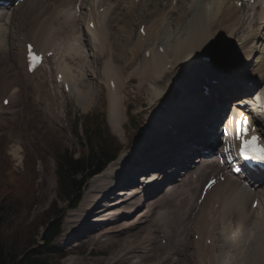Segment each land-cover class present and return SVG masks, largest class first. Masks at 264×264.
I'll return each instance as SVG.
<instances>
[{"label": "bare ground", "instance_id": "6f19581e", "mask_svg": "<svg viewBox=\"0 0 264 264\" xmlns=\"http://www.w3.org/2000/svg\"><path fill=\"white\" fill-rule=\"evenodd\" d=\"M163 1H166V0H148L147 2H141L139 6L135 4L131 8L124 7V5L120 7L119 2H117L116 5L113 4L112 6L107 7V11L109 13L108 15L106 13L103 14L102 19L100 18L99 14H96L95 29L94 30L90 28L87 29L88 31H90L91 35H94V34L98 35V38L94 41V43L97 44V50L96 49L93 50L96 60L98 59V56H101L105 53L106 55H109L110 53V56L112 57L113 60L117 58V56L119 55V54L118 55L116 54L117 56H115V53L117 51V46L125 44L127 39L129 40L128 35L131 34L130 27L125 28L126 24H121V20L124 19L126 21L125 18L128 19L130 17L131 22L129 21L128 24L132 25L135 23L136 20H139L140 18H142V15L133 14L135 7L139 9H143L142 7L145 6L150 9V7L152 6V7H156L155 8L156 13L160 11H167L171 17L176 15V18H175L176 23L172 21L173 18L169 22H163V19L160 22V18L158 17L153 18L151 24H149L147 28L145 27V37L143 38L142 35L139 34L137 35L136 40H134L136 42L132 48H131L132 45L129 44L131 45L130 46L131 56H129L127 61H129V59L132 56H135L136 54L140 53V51H142L143 48H145L143 51L145 52L147 48L150 47L149 48L150 58L146 59V57L143 56V52H142V56H141L142 59L139 60V62L136 64L135 69L138 71V67H139L140 69L139 73L146 71L149 75L148 79L149 78L154 79V77L153 78L151 77V74H156L158 77H161L160 81L162 78L166 77V74L164 71L165 62L171 61L173 63L172 67L173 65H175V69H176L178 62L187 61L193 58L194 56L197 55L198 52L204 50V48H207V47L209 49L217 48L219 44H221V42L218 43V41L215 39V35L217 33L219 34L228 33L229 36H232L233 34H236L237 32H239V30L242 29L243 26L245 25L244 22L241 20V17L239 16L241 12L245 11V5H243L242 8L237 7V3L240 0H198L197 3L195 0L194 1L187 0V4H189L188 6L187 4L184 5L183 1H181L179 3L180 6L178 7V10L180 13L175 12V11H172L171 13L172 0L170 1L169 4L166 5L167 8L163 10ZM192 1L194 3H191ZM59 2L60 1L58 0L56 1V3H59ZM71 2L72 1H67V4ZM48 3H49V0H30L26 4L27 5L26 8H25V5L18 9L16 7L15 8L16 11L11 15V18L13 20V18L16 17V13H18L20 15V18L19 19L15 18V23H17L18 21L19 25H22L23 24L22 20L25 18V16L30 15L31 13L35 14L36 19H38L37 20L38 23L36 24L37 26L34 27L35 45L38 48H42V49H45L46 48L45 46L51 45L55 51L53 60L59 61V57H61L62 61L67 67V68H64V71H65V75L68 81L70 80V87L74 95L77 89L78 91L76 93H80L81 90L79 89L78 85L81 82L79 81V79H77V83L76 84L74 83V79L76 78L74 77L73 72L79 73V70H78L79 63H82L81 59L84 60V57H83L84 55H82V53L87 52L85 50V46H86L85 43L90 42V39L84 38L81 32L76 29V24L73 22L74 20L71 14L63 11L59 5L50 7ZM106 3H107V0H104V3L101 4L100 6H103ZM89 4H92L91 6L93 10L96 9L95 2H92ZM35 8L36 10L34 13L33 9ZM149 9H147V11H149ZM24 11H26L27 13L25 14ZM263 11H264V8H263ZM147 14L149 15V13ZM113 15L116 18H114ZM162 15H165V14H162ZM262 16H260V19ZM11 18L9 17L8 19V22L10 24L12 23ZM21 21L22 23L20 24ZM114 24L115 26L119 25L120 29L125 28V30L123 31V34H121L123 35V37L115 38L116 36H114V32H113ZM161 24H163V27L168 26V31L170 30L169 32H171V34L176 32L174 28L176 27L177 32L175 33V38L172 41H168V42L165 41L164 44H160L159 32L161 30V27H160ZM140 25L141 23L139 24V27ZM71 30L75 32H71ZM15 33L16 35L18 34V32H15ZM58 33L63 35V39H59L61 38V36L58 39L56 37V40L58 41L56 44L54 43L53 39L55 38L54 37L55 34L56 36H58ZM3 34H4L3 37L5 38L1 40L2 42L0 41V79H2V81L4 80V82H3V86H0V91L3 93H8V94L10 93L11 100L13 101V103L11 101L9 104V107L11 108L14 107L16 111H18V108L20 109L23 108L22 107L23 102L26 103L27 101H30L31 97L35 95V90L37 86H40L41 82H39L37 78H31L32 76L26 73L27 71L23 70V73L20 72L22 73L21 77L24 78V82H27V79H28L29 83L27 82L26 84H24V90L26 91V94L23 97V101L21 100L19 104L15 103V102H19L18 100L16 101V96L18 95L17 90H19V88L11 91V87L13 86L8 88V82L5 81V79L8 80V78L10 77L9 72L13 70V61L16 58L15 55H17L16 52L12 48V44L14 43L16 36L15 38H11L9 31H5L3 32ZM64 35L69 36L70 39L69 38L67 39L69 40V42L72 41L70 42L69 45L67 44L68 46H72V47H69L71 50V54H68L69 51L67 49L68 47L67 45L64 47L63 50L58 46L59 41L65 42L66 44ZM153 35L155 36L154 43L149 42V39ZM253 35L254 36H250L252 39L249 42H247V44L244 47H248L250 44H254L255 47H257V43L255 42L254 38L258 37L260 39V43L258 44L259 50L257 49L256 52L253 54V50H254L253 48L249 52L248 56H253L255 60L249 61V59H246V64H244L241 71L247 70L248 65H249L250 71H248L249 75L247 74V76L251 77L252 79L255 78V76L264 78V25L258 27L257 32L254 33ZM76 37L78 41L75 40ZM169 39L170 38H167V39L165 38L164 40H169ZM12 40L13 42H11ZM84 40H87V41H84ZM134 41H132V44L134 43ZM76 42H78L77 47L75 46ZM145 43L146 44L149 43V45H145ZM125 46H124V49L126 48ZM158 46L163 47L164 51L159 52ZM74 48L78 49V51L76 52V49ZM120 51L122 52V50H119V53ZM216 55H217V51H215V56ZM69 58L71 59L77 58L76 60H79L78 65L76 66L75 64L73 65V63H71L72 61L70 62L71 59L68 60ZM99 60L101 61L102 58H100ZM132 62H135V61H132ZM89 65L91 64L89 63ZM110 65H111V62H110ZM56 66H58V64H56ZM25 70H26V65H25ZM89 71H90V68H89ZM99 71L100 73H102L101 78H103L104 76L105 79H106V75L108 72L112 74L111 75L112 77L117 75V72L112 67L108 68L107 65L104 66L103 68H100ZM180 72H182V75L186 76V78L189 75L187 68H184V69L180 68L179 71L176 72L178 73L177 77L179 76ZM129 74L131 75L132 72H130ZM135 74L136 73H134V76ZM200 74L201 72L198 73V76H200ZM245 75L246 74H243L244 78L241 79V74H238L236 83L234 85L232 84L231 85L235 87L236 85L244 84L246 81ZM98 77H99V73L97 74L95 73V79H97ZM235 78H236V74L233 75V79ZM176 79H178V82L183 85L190 84L189 88L191 89L185 92V95L188 94V96H193V94L189 91H193L192 89L193 86L195 87L200 81L199 79L195 80L197 78H193L192 83L194 82L195 83L191 85V83H188L187 80L183 77L176 78ZM140 80L144 81L142 78H140ZM162 81L164 83V80ZM233 81L234 80L227 81L223 84H220L219 86H216L214 89L219 92V95L224 94V91H225V95H228L227 93L229 91L226 89L229 87V83H232ZM168 84L165 86V88L168 87ZM18 86L20 85L18 84ZM152 86L154 87V85L150 84L147 87L149 90L150 89L152 90ZM172 86H174V82H171L169 85V87H172ZM1 87H3V89ZM42 87L43 89L47 90L46 81L44 82V85ZM185 88L186 87H182L181 90L184 89L185 91L187 89ZM153 91L156 94L158 92L160 93V91H157L155 89H153ZM176 91H177V88L175 89L174 87V90L171 93L176 92ZM168 93H170L169 90H168ZM77 95L78 94H76V99H78ZM210 95H213V92H211ZM154 98H158V96L157 97L155 96ZM186 98L188 99V97ZM215 99H216V96H214V100ZM235 99H237V96L234 98V100ZM193 100L190 99V101H193ZM206 101L211 102L212 100L207 99L203 101V103L201 104H204ZM54 104L55 103L53 104L49 103L47 106H51ZM110 104H111L110 105L111 107L109 108L110 110L108 112L109 122L113 126L112 131L114 132V130H116V126L119 125V123L122 120L121 119V99L119 100L118 98H116L114 101L110 102ZM169 105L180 107L179 102L171 101ZM45 106L46 105L44 104V107ZM212 106L214 107L216 105H212ZM169 107L167 110H169ZM200 110L201 108L184 111L187 113L188 117H183L184 113L182 114L181 120L176 126L177 132H182L183 134L187 135L189 139H193L195 141L197 140L198 135L200 134L205 135V132H204L205 128L207 132H212L211 131L212 127L208 126V124L204 120V116L200 113ZM14 111L12 113V119H16L17 114H15ZM212 111H215V110H212ZM4 118L6 120L7 119L9 120L7 116L0 114V120L2 119V121H4L3 120ZM162 121L163 120L160 117H157L155 119L154 125L151 126L154 132L152 135L149 136L148 139H146V141H144L145 139L142 140V145L140 147L141 151H143V149L149 148V145L153 143L154 145L158 144L157 141L153 142L155 141V139L152 140L151 138L153 137V135L159 132V128H161ZM174 125L175 124H173V126ZM163 129L165 131L170 130L166 127H163ZM176 134H177L176 132L172 134L174 138L171 141L170 145L168 146L169 148H167L169 152L170 151L175 152V151L180 150V147L178 146V143H179L177 139L178 137L176 136ZM204 138L205 137H203V139ZM21 140L22 139H19V141ZM200 141L203 144L205 142L202 139ZM171 144L173 146H171ZM206 144H209V142H206ZM186 146L190 148L195 147L192 144H188ZM161 149H158L155 152L163 154V152L167 151V150L163 151L164 149L163 150ZM197 150L199 151L198 147H197ZM145 151L148 152L149 149ZM155 152L149 153L150 155H149V158L147 159L148 165L152 166L154 164H157L159 160H160L159 162L163 163V165L166 162H168L166 161V158H159L160 154L157 155L155 154ZM169 154H170L169 157H173L172 153H169ZM123 157H126V156L123 155ZM155 158H159V159L156 160ZM126 162L129 163L128 160ZM199 163H202V164L194 166L193 167L194 169L192 168L186 171L185 178H182V177L179 178L178 182L180 183H174L167 189L165 186L166 183L164 182L168 181L171 178H174V176L176 175V172H174L173 168L166 167L169 170L168 171L164 170L161 173H158L160 171H156L154 172L155 176L153 177L151 176V178H148L150 175L149 174L146 176L147 177L146 181L147 180L152 181L149 185H147L144 188L142 187L139 189H135L133 191H130L129 193L126 192L124 189H121L122 191L119 194L120 198L119 200H115L114 204L106 203L107 202L106 199H108L110 195L109 192H111L114 187L119 186V185H116L114 181H112L113 180L112 176H113V173H115L114 175H116V172L117 173L120 172V169L123 174L124 173L123 170L125 168H123L122 170V168H120L118 164L117 167L113 168L115 169L116 172L104 171V173H102L101 175L93 179L91 183L92 184L91 189L84 193L83 199L80 201L79 207L74 212L68 214V216L66 217L67 221L63 225L64 231H63V234H61L62 235L61 242L63 246L66 248V251L73 252L76 249V247H78L79 245H82V242L84 241L86 243L87 242L92 243L91 244L93 247L91 249L92 251L95 249V247L102 248L105 246L112 247L113 245H117V247L113 249L114 251L112 250V252H110L111 257H108L105 261L98 260L96 263L93 261L95 264H171L174 260V257L176 256L178 258V260L176 261L177 264H185L187 262L189 263V261L186 262V259H185V257L187 258V256L192 259L197 260L198 262L197 264H231V262L226 259L227 256L220 258L219 257L220 254L219 255L215 254L214 252H212L209 248L205 246L195 245L193 247L194 249L192 248L193 251L192 250L190 251L188 249V246H189L188 242H191V241H188V238H187L188 230H189L188 224L191 218L192 220L195 219V216H193V212L197 209V207H201V209L204 207H208L207 204L205 206L198 205V197H200L201 195V192H202L201 190L203 186V184H200V183L202 181L207 180L208 175L212 173H216V172L218 173L219 171L222 172L223 170H225L224 167H221L219 165H213V163H209L205 159L199 160L198 164ZM142 164L145 168L144 163ZM128 171H130L129 167H128ZM132 180H134V178L132 179L129 178L127 179V182H130ZM220 189L222 190V192L221 194L220 192H218L220 196V203L219 205H217L218 210H219L218 213L217 214L213 213L212 212L213 208L212 209L206 208V213L204 212V209H202L204 212L203 216L201 213H200L201 215H196V218L202 217L203 220L204 218H206L207 222H205V224L210 223L209 225L210 226L212 225V226L210 227L208 225L210 228H207L206 232L204 230L206 229L204 226L205 224L201 225V227L197 225H194V226L196 228L200 227L202 231L208 234L210 237H212V240L214 241L215 237H217V235H215L216 229L221 228V225H224L223 221H225L226 218L229 217L230 212H233L234 214L237 213L239 215L238 219H239V222H240L239 224L241 227H243L242 226L243 224L247 225L246 227H243L242 230H246L250 225H253L254 227L253 229H257V233L263 232V235H264V225H262L263 229H261V227H257L259 225L254 226V224L258 222V221H254L255 217L249 215V212H243L245 211L243 210V208H245V206L248 204L249 201L252 202L253 198L255 197V194L242 188L241 184L237 182L235 179H233L232 177H229L228 182L225 185L222 184ZM116 192L114 194H116ZM106 193L109 195H107ZM262 193L264 194V186H263ZM129 194H131L130 198H124V196L129 195ZM103 201L105 203H102ZM101 204H103V206ZM262 208H263V203L261 202L259 204L258 211L261 210ZM165 214L168 216L166 217ZM234 218H237V217H234ZM252 221H254V223ZM258 224H262V223L258 222ZM103 226H106L107 227L106 229H110V232L101 234L100 231L103 232V230H101ZM208 229H211L209 230L211 231L210 233L208 232ZM253 229L248 228V234L251 231H253ZM157 230H160V232L164 233L165 236H167V240L169 243H167L168 248L160 247L161 250L165 251V252H162L163 256L160 254V256H162V259L159 260L158 262H155V261L152 262L150 260L153 259L152 256L156 254L154 253V247L158 246L157 239L155 240L153 239L154 238L153 235L156 234ZM213 234H214V238H213ZM218 234L220 235L221 239H224L225 242L228 241L227 240V238H229L228 233L225 234L224 231H221ZM263 235H261L262 236V240L260 239L261 241L264 240ZM75 237L78 239H83L81 240L82 242L78 240L75 241ZM230 242L231 240H229L228 244H230ZM217 243L218 242L216 239L215 246L217 245ZM232 243L233 242H231V244ZM261 248H259V250H261ZM201 252L203 253L201 254ZM158 258L159 256L157 257V259ZM71 259L73 258L66 257V261L63 263L64 264H89L86 262L85 258H81V260H77V261L75 260L74 262L71 261ZM155 260H156V257H155Z\"/></svg>", "mask_w": 264, "mask_h": 264}, {"label": "rangeland", "instance_id": "374dc122", "mask_svg": "<svg viewBox=\"0 0 264 264\" xmlns=\"http://www.w3.org/2000/svg\"><path fill=\"white\" fill-rule=\"evenodd\" d=\"M193 1L191 3H194ZM195 1L196 3L198 2V0H195ZM188 5L189 4H187V6ZM49 6L52 7L51 5ZM25 7H27V5H25ZM24 13L26 14L27 12L24 11ZM31 14L25 16V18L22 20L23 24L33 22V24L35 23L36 25L38 23L37 21L38 19H36L35 14H32V16ZM125 19L126 21L124 19H122L124 21L121 20V24H126L125 28L130 27L131 34L128 35L129 38L136 37V35L138 34L137 32L138 24L134 23L132 24L133 25L132 26L131 24H128L129 21L131 22V18L129 17L128 19L127 18ZM146 19L148 21H151V18L147 17ZM22 21L20 22V24L22 23ZM169 21H171V19L167 18L166 22H169ZM173 21H175V18H173ZM5 23L0 22V33L2 31H6V29L8 28L10 24V23L8 24V22L6 24ZM23 24L19 25L18 21L17 23H15V20L14 21L12 20V23L10 25H12L13 27L14 26L18 27L19 28L18 31L22 28L20 32L23 34V31H25L27 28L32 26L31 24H28L23 29L22 27ZM125 28L120 29L119 25L115 26L114 24L113 32H114V36H116L115 38L123 37V35L121 34H123V31L125 30ZM174 28L177 32L176 27ZM8 31H9L11 38H15L16 36L15 41L12 44V48L16 52L17 55H15L16 58L13 61V70L9 72L10 77L8 78V80L5 79V81L8 82V88L13 86L11 87V91L19 88V90H17L18 95L16 96V101L18 100L19 102H15L19 104L21 100L23 101V97L26 94V91L24 90V84L28 82L27 78H26L27 82H24V78L21 77V74L23 73L22 67L24 63V50L22 47L18 48L19 47L17 45L18 40H16L20 38L21 33L18 34L17 36L15 32H18V31H12L10 29H8ZM169 31H168V26L167 28L165 27L162 32L160 30L159 34L161 36H164L163 37L164 39L170 38L169 40H164V41L159 40L160 44L165 43V41L167 42L172 41L175 38L176 32L171 34V32ZM71 32H75V31L71 30ZM56 34L54 35L55 38L53 37L54 38L53 40H54V43L57 44L58 41L56 40V37L58 39L61 36V38L59 39H63V35L58 33V36H56ZM160 35H159V38H160ZM3 36L4 34L1 33L0 41L5 38ZM64 37H65L64 39L66 40V44L65 42H62V41H59L58 43V46L62 50L67 44L69 45L70 42H72V41L69 42V40H67L69 38L68 35L67 36L64 35ZM13 40L11 42H13ZM75 40L78 41L77 37ZM129 40L127 39L125 44L117 46V51L115 53V56H117L118 54L119 55L117 56V58H115V62L117 66L121 68L122 72H124L130 79H133L134 73H136V69H135L136 64L139 62L142 56V52L144 51L145 48H143L142 51H140V53L136 54L135 56H132L133 58L131 57L129 59V61L131 62H129L127 60L129 56H131L130 50L136 42L132 40L134 41V43L132 44L129 42ZM153 40H154V37L150 41L152 42ZM154 42L155 41H153V43ZM77 44L78 42L75 43L76 47H77ZM129 44H131L132 46ZM124 46L126 47L125 49H124ZM69 47H72V46L67 47L69 51L68 54H71V50ZM90 47H91L90 45L88 46L86 45L85 48L89 49ZM119 50H122V52L120 51L119 53ZM77 51L78 49H76V52ZM91 51L92 50L87 51V54H90V56H87L85 53L84 54L82 53V55H84L83 56L84 60L81 59L82 63H79V60H76L77 58L68 59V60L71 59L70 62L72 61L71 63H73V65L75 64V66L78 65L79 63V67H78L79 73L73 72V75L76 78L74 79L75 84L77 83V79H79V81L81 82L78 85L79 89L81 90L80 93H76L78 91L77 89L74 95L73 93L71 95L66 94L62 88H58L55 85L53 76L48 71L50 69L48 67H45V69H48V70H46L43 73L45 77L43 80L46 81L47 90L43 89L42 86L44 85V83L41 82L40 86H37L35 90V95L33 96V98L30 101H27L26 103L23 102L22 109L18 108V111L23 110V112L18 113V111H16L15 109L16 112L14 111V113L15 114L18 113L17 114L18 119H16V122H13L8 119L6 120L5 118L3 119L4 121H2V119L0 120V130H2L0 131V135L3 136L0 138V191L4 193L2 197L0 198V202L2 203L3 209L5 211L3 224L0 227L1 228L0 236L2 240L4 241V243L6 244V246L14 250L16 254L18 255V258L21 260L27 258L26 255H29L28 252L33 250L34 247L40 246L42 242V238H41L42 232L44 230L45 224L49 222L50 220L51 211H53L52 210L53 207L56 206V208H58L59 207L58 204H60L61 207H64L66 204L63 200L59 199V197L61 196L58 192V183H57V174H56V168H57L56 167V156L61 151H66V150H68L71 153H78V152L83 151V148L80 142L81 136H76L77 135L76 133L77 122L81 123L83 121L84 122L88 121V116L94 114L95 115L94 118L101 117L102 120L104 119L107 120V124L109 126L111 124V123L109 124V121H108L109 119L108 107L104 103L105 102V99H104L105 87L103 84L99 83L100 75L97 79H95V73L96 74L100 73L99 70L101 68L100 67L101 62H99V57L104 58L106 53L101 56H98V59L96 60L95 55H92L94 54L93 51L92 52ZM123 52L125 53L127 52V53L125 54ZM132 61H135V62H132ZM89 63L92 66L89 65ZM86 68L88 70H86ZM89 68H90V71H92V73L88 72ZM139 70L140 69L138 67V71H137L138 73H139ZM130 72H132L131 75L129 74ZM137 76L138 75L136 73V77L133 82V85H131L125 91V95H124V98L126 100L125 105H128V106H123V108L121 107L122 108L121 110L122 120L119 123V125L116 126V130H114L115 133L112 131L113 126L111 125L112 128L110 126L111 133L117 140V143L120 145V152L117 157V163L121 155L126 154L124 152L125 147L129 149H137L139 148L140 138L143 137V139H145L151 135L150 134V129H151L150 123H151V118L154 116L155 111L162 110V109L166 110L168 106L167 104L171 100L170 96L175 94V93H171V94L168 93L167 95L162 96V93H163L162 91L156 94L153 90L151 89L149 90L147 86H144V87L141 86L142 84H139V81L136 79ZM139 76H141V73H139ZM165 79L166 77L163 78V80ZM103 80H106L104 76H103ZM148 80H150V78ZM39 81H42L41 77L39 78ZM3 82L4 80L2 81V79H0V86H3ZM168 82H169V79H168ZM171 82H174V81L172 80ZM171 82H169L167 88H165L167 83L165 84L164 86L165 92L166 91L168 92V88ZM17 83L20 86H18ZM140 83H143V81L140 80ZM180 84L181 83L179 84L176 83L175 85L179 86ZM189 86L190 84L183 85V87L187 88V89L185 88L186 89L185 91L183 89L184 93L187 90L191 89L189 88ZM1 88L3 89V87ZM153 89L156 90L157 88L153 87ZM157 91H159V89H157ZM177 93L180 94L179 92ZM76 94H78L77 98L79 100L76 99ZM79 94H81L82 97ZM155 96L156 97L158 96L157 98L158 100L154 98ZM35 103H38V106H40L43 109L42 112H34ZM49 103H52V104L55 103V104L51 106H47ZM44 104L46 105L45 107H44ZM110 105L111 104L109 102V108L111 107ZM7 110L13 112L12 109L8 108ZM19 139H22V140L19 141ZM25 146L27 147L28 150H26ZM33 148L40 155L38 159H37L38 154L36 155V152ZM11 153L14 154V156L11 155ZM15 155H17V157L19 158L16 159ZM14 159L16 160L13 161ZM22 161L24 162V164L22 163ZM116 164L114 162L112 166ZM6 167H11L10 171L8 170L9 171L8 173H6L7 172V169H5ZM8 180L10 181V183L7 186H5ZM91 182H92L91 180L88 181V184L85 190L90 188V186L92 185ZM167 188L168 187H166V189ZM56 200H58V204L56 203ZM249 202L245 206V208H243V210H245L243 212H249L248 210L249 204H250ZM78 206L79 204L77 205V207ZM75 209L68 210L66 215L68 216V214L71 212H74ZM232 213L233 212H230L229 217L226 218L225 221H223L224 225H221V228H217L215 231V235H217V237H215V241L217 239V242H218L216 249L219 250L218 254L222 255V256L219 255V257L223 258L227 256L226 259L229 260L231 264H264V242H263L264 240L261 241L262 240L261 235H263V232L257 233V229H253L254 228L253 225H250L248 228L253 229V231H251L253 235L249 236L248 228L246 230H242V228L246 227L247 225L243 224L242 225L243 227H241L239 224L240 223L239 219H238L239 215L237 213L235 214L234 213L232 214ZM167 216L168 215H166V217ZM65 217L63 220V224L64 222H66ZM234 217H237V218H234ZM262 219L258 220V218L256 219L255 217L254 221H258L259 223H262V224H258L257 222L254 224V226L259 225L257 227H261V229H263L262 225L264 224H263ZM191 220L189 221V224H188L189 230H188L187 238H188V241H191V242H188L189 243L188 249L190 251L191 250L193 251L192 248L194 247V244L192 243V240H191L193 239L192 238L193 235L190 231V226H191L190 222L192 223L193 220L192 221ZM254 221L252 222L254 223ZM206 224L204 225L205 228L206 227L210 228L212 226V225L211 226L209 225L210 223H208L207 225ZM103 227L101 230H104L107 228L106 226H103ZM218 229L219 230L222 229L221 231H224L225 234L228 233L229 238H227L228 240L226 241L227 243L224 241V239L220 238V235L218 233L221 231H219ZM204 230L206 232L207 229H204ZM209 230L211 229H208V232L210 233L211 231ZM159 232L160 230H157L156 234L153 235L154 236L153 239L154 240L157 239L158 241L157 243L158 246L154 247V253L156 254L152 256L153 259L150 260L152 262L153 261L158 262L159 260H161L163 256L162 252H165L160 249V247L163 248L162 243L160 241V238H162L163 233L162 232L159 233ZM62 233H63V225L61 227L60 234L54 240V245H56L57 247H60V249L63 250L62 253H64V256L58 257L56 254H45L42 257H39L43 259L46 263L49 262L52 264H64L63 262L66 261V257L67 258L72 257L73 259H71V261L73 262L75 260L77 261V260H81V258H85L87 263L95 264L98 260L105 261L108 257H111L110 252H112V250L117 247V245H113L112 247L105 246L102 248L95 247V249L92 251L91 250L93 248L91 245L92 243L84 242L82 245H79L78 247H76V249L73 252H67L66 248L62 245V242L60 240ZM213 238H214V234H213ZM76 239L77 238H75V240ZM229 240L233 242L232 244L230 242L231 245L228 244ZM257 240L259 243L257 242ZM31 246L33 247L30 248ZM258 246L259 248L262 247L263 249L261 248V250H259ZM62 253L60 254L62 255ZM160 254L162 256H160ZM158 256L159 258L157 259ZM155 257H156V260H155ZM185 259H186V262L189 261V263L187 262L185 264H191L192 258L187 256V258L185 257ZM177 260H178L177 256L174 257V260L171 264H177L176 263Z\"/></svg>", "mask_w": 264, "mask_h": 264}, {"label": "trees", "instance_id": "16d2710c", "mask_svg": "<svg viewBox=\"0 0 264 264\" xmlns=\"http://www.w3.org/2000/svg\"><path fill=\"white\" fill-rule=\"evenodd\" d=\"M87 141L90 143V150L81 157L74 158L71 154L65 152L59 155L57 160L61 193L70 201L74 198L75 203L79 198L81 187L85 179L100 171L106 163L114 157V151L109 146L110 142L108 137H104L102 130L98 127L89 131V134H87ZM78 175H81L82 178L78 179ZM60 211H54L53 218L55 219L51 222L44 235V246L29 251V255L25 254L27 258L23 260L18 258L14 250L6 246L0 236V264H52L49 262L46 263L39 257L56 250V248L51 245V242L52 237L60 227V220L58 219L61 213ZM3 216L0 207V227L3 224Z\"/></svg>", "mask_w": 264, "mask_h": 264}, {"label": "snow or ice", "instance_id": "6c2138e0", "mask_svg": "<svg viewBox=\"0 0 264 264\" xmlns=\"http://www.w3.org/2000/svg\"><path fill=\"white\" fill-rule=\"evenodd\" d=\"M35 60L38 57L34 56ZM248 129L244 126V122H240L239 134L242 138L243 147L241 148V153L244 155L245 159L258 160L264 162V144H260L259 137L253 136L251 139H247Z\"/></svg>", "mask_w": 264, "mask_h": 264}]
</instances>
